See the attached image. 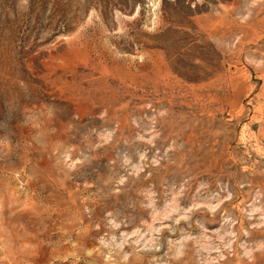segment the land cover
<instances>
[{"label": "rangeland", "instance_id": "rangeland-1", "mask_svg": "<svg viewBox=\"0 0 264 264\" xmlns=\"http://www.w3.org/2000/svg\"><path fill=\"white\" fill-rule=\"evenodd\" d=\"M0 264H264V0H0Z\"/></svg>", "mask_w": 264, "mask_h": 264}, {"label": "bare ground", "instance_id": "bare-ground-1", "mask_svg": "<svg viewBox=\"0 0 264 264\" xmlns=\"http://www.w3.org/2000/svg\"><path fill=\"white\" fill-rule=\"evenodd\" d=\"M153 62V61H152Z\"/></svg>", "mask_w": 264, "mask_h": 264}]
</instances>
